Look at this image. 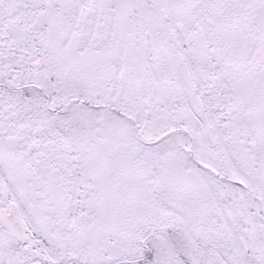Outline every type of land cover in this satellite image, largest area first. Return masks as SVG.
Wrapping results in <instances>:
<instances>
[{
	"label": "snow or ice",
	"instance_id": "1",
	"mask_svg": "<svg viewBox=\"0 0 264 264\" xmlns=\"http://www.w3.org/2000/svg\"><path fill=\"white\" fill-rule=\"evenodd\" d=\"M0 264H264V0H0Z\"/></svg>",
	"mask_w": 264,
	"mask_h": 264
}]
</instances>
